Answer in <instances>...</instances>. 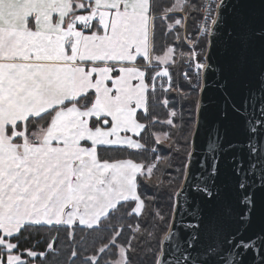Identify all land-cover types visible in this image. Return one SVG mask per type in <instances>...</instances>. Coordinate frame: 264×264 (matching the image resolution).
I'll return each instance as SVG.
<instances>
[{"label": "snow or ice", "instance_id": "obj_1", "mask_svg": "<svg viewBox=\"0 0 264 264\" xmlns=\"http://www.w3.org/2000/svg\"><path fill=\"white\" fill-rule=\"evenodd\" d=\"M193 12L203 17L198 36H176L193 45L180 54L188 67L194 63L197 78L193 84L182 73L190 88L184 92L170 71L176 48L159 45L157 28L170 19L168 30L184 27ZM214 45L237 77L254 73L255 85L233 97L228 76L219 74L224 102L195 192L185 200L194 222L183 232L169 225L164 240L175 238L171 264H264V228L245 238L254 218L264 222V0H0V264L56 256L58 234L44 251L22 248L21 240L25 232L58 226L66 229L69 261L132 264V239L120 238L126 228L142 229L124 221L157 202L156 194L147 195L153 189L166 190L175 223L186 192L175 181L190 177L206 111L207 84L199 81ZM156 106L166 110L165 120L153 114ZM230 112L240 119L243 141L225 143ZM157 124L170 131L151 132ZM147 137L156 145L167 141L174 157L155 155L160 149L150 148ZM127 149L151 152L153 159L104 155ZM230 152L231 177L221 180L220 160ZM175 157H183L174 169L180 175L167 184L153 179L157 161L171 170ZM154 215L166 219L158 209ZM78 228L96 233L91 252L87 233L76 238ZM152 251L153 264H165L163 253Z\"/></svg>", "mask_w": 264, "mask_h": 264}, {"label": "trees", "instance_id": "obj_2", "mask_svg": "<svg viewBox=\"0 0 264 264\" xmlns=\"http://www.w3.org/2000/svg\"><path fill=\"white\" fill-rule=\"evenodd\" d=\"M191 2H195L197 4H201L202 0H191ZM177 18V16H176ZM199 15L195 12L189 14V18L187 19L188 22V30L189 32L196 33V25L198 21ZM172 20H168L164 22L163 27H161L158 24L157 32L160 36L159 45L165 46L170 45L174 46L177 51H181V53H187V47L184 44V42L180 39L177 40L176 36L177 34H181L182 29L180 26H176L175 30H168L166 25L167 23H171ZM163 34V35H161ZM203 46V45H202ZM156 54H162L158 51ZM176 56V65L171 66L173 73V79L175 84H178L184 92H189V84L185 82L182 76L183 68H184V62L185 60L177 59ZM159 94V90H158ZM195 95V93L193 94ZM163 96L161 95V99ZM178 99V98H177ZM191 105L184 104V108H188ZM177 109L179 110L180 104L178 103L176 105ZM153 114L158 117L159 120L163 121L167 118L166 116V110L163 109L161 106H156L153 110ZM185 115H187V112H185ZM170 131L169 126L165 124H157L151 128V132L153 133H162V132H168ZM149 147H156L160 149L155 155H159L160 157H174V153H171L166 150V145H156L152 142L151 137H147ZM104 155L107 158H132L136 160L137 162L144 160L146 163L152 161L153 159V153L151 152H142L139 150L134 149H127V150H112L110 152L104 153ZM181 159L183 157H175V163L172 165V169H166L164 167L163 161H157L158 169L155 172L154 178L159 177L161 180L164 181L165 184H167L168 179L170 177H177L180 174L177 173L174 169L177 167H181ZM183 182V179H178L175 181V187L177 189L180 188L181 184ZM160 192H163L165 194H159L154 189L149 190L147 192V195L152 196L156 194L157 202L155 203H148L147 207L145 209V215L137 218V217H130L126 218L124 221L127 224H132L133 227L136 223L141 224V233H133L130 229H125L122 237L120 238V242H126L128 239H132V246L136 249L135 253H130L129 257L132 262V264H153L154 255L153 251L155 250L156 254L160 253L161 250V241L166 232L169 229V225L171 223V217L173 215V208L172 204L168 199V196L166 194L165 189H161ZM159 210L161 215L165 216V221H160L159 218L155 217L154 212L155 210ZM86 235L87 245L90 248L98 246V242L96 245H92L93 237L96 235L95 232H87V230L81 231L79 228L76 231V238L79 239L82 235ZM148 233H151V236L148 235ZM59 235V239L57 241L56 247L60 249L59 253L56 256H53L52 254L48 255L47 260L42 257L36 258V264H81V261L79 258H77L75 261H69V251H68V241L66 239V229L64 226H58L53 228L48 227H42L39 229H33L31 235H29L28 232L24 233V237L21 240V247H33L34 250L37 251H44L46 249V244L49 240L52 239L53 236ZM133 236L135 238H133ZM37 241H39L37 245ZM114 251V250H113ZM90 254V253H89Z\"/></svg>", "mask_w": 264, "mask_h": 264}, {"label": "water", "instance_id": "obj_3", "mask_svg": "<svg viewBox=\"0 0 264 264\" xmlns=\"http://www.w3.org/2000/svg\"><path fill=\"white\" fill-rule=\"evenodd\" d=\"M235 0H229V3H234ZM210 68L207 74H202V85L207 84V89L204 93V98L206 101V111L201 114V124L199 129V134L196 137L195 152L190 168V177L187 182L183 180L181 186L186 189L178 198L179 211L176 213V221L173 223L171 221L172 230L183 232L186 229L184 225L188 223H193L190 219L189 214L193 209L187 207L185 202L186 198L188 202H191V195L189 193L195 192V182L199 175L202 166L206 163V144L208 134L211 131L214 123L219 119V113L222 103L224 102V96L218 89L217 81L220 78L219 74L223 72L224 75L229 78V87L227 91L233 96L238 97V95L243 91L245 84L255 85V74L249 73L244 77H237L233 71L229 69V57L224 54L221 49L214 45L211 57L208 61ZM224 126L227 128V135L225 143L243 141L245 136L242 131L241 123L239 117L234 113L230 112L228 120L223 122ZM257 146L259 147V141H257ZM234 153H228L220 160V170H221V180L228 179L231 177V165L229 164V157ZM180 186V187H181ZM264 228V222H261L258 218H254L253 224L249 229L248 233L245 234V238L251 236L253 233ZM231 230V229H229ZM169 232V229L166 233ZM165 236V235H164ZM175 243V238L172 241H165L164 237L161 241V251L163 253L162 259L165 264H171L176 257V252L173 249ZM248 260V257H245Z\"/></svg>", "mask_w": 264, "mask_h": 264}, {"label": "rangeland", "instance_id": "obj_4", "mask_svg": "<svg viewBox=\"0 0 264 264\" xmlns=\"http://www.w3.org/2000/svg\"><path fill=\"white\" fill-rule=\"evenodd\" d=\"M202 2H203V0H202ZM184 14L183 13H178L177 14V18H180L181 16H183ZM199 17H200V15H199ZM198 20H199V18H198ZM198 22V21H197ZM181 29H182V31H181V34H180V36L183 38V37H185V35L187 34V35H189V34H191L192 35V37H193V39H195L197 36H198V33H197V30H196V33L194 34V33H192V32H189V30H188V22L186 21V24H185V26L184 27H180ZM197 29V28H196ZM183 42H184V44L186 45V47H187V53L188 52H190V51H192L191 50V44H190V46H189V44L187 43V41H185L186 39H181ZM193 46V45H192ZM202 48H203V46L201 45L200 47H196L195 49H197V51L198 52H200L201 50H202ZM178 53V58L177 59H180V54H181V51H177V49H176V54ZM198 59H202L201 57H198ZM186 61V60H185ZM184 79V78H183ZM185 80V79H184ZM185 82H187L188 84H189V81L188 80H185ZM191 82L193 83V84H195V83H197V78H193V79H191ZM200 84L202 85V79H200ZM167 141H165V145H167ZM154 178V177H153ZM172 221V220H171ZM171 224V223H170ZM161 251V250H160Z\"/></svg>", "mask_w": 264, "mask_h": 264}, {"label": "built area", "instance_id": "obj_5", "mask_svg": "<svg viewBox=\"0 0 264 264\" xmlns=\"http://www.w3.org/2000/svg\"><path fill=\"white\" fill-rule=\"evenodd\" d=\"M203 2H206V0H203ZM203 19V17H202V15H200V17H199V20H198V22H197V25H196V28L198 29V26H199V23H200V21ZM197 33H198V31H197ZM185 37H191V38H193L192 37V35L191 34H189V35H185ZM185 41H187V43L189 44V46H190V43L188 42V40H185ZM191 47V50H193V46L191 45L190 46ZM196 51H197V49H195ZM188 61H185L184 62V68H183V72H188V75H189V77L191 78V79H195L196 78V70H195V67H194V63H192V67H188ZM170 71L172 72V69L170 68ZM182 72V73H183ZM173 74V73H172ZM202 74L203 73H201V77H200V79H202ZM183 76V75H182ZM184 78V77H183ZM158 90H159V88H158Z\"/></svg>", "mask_w": 264, "mask_h": 264}, {"label": "crops", "instance_id": "obj_6", "mask_svg": "<svg viewBox=\"0 0 264 264\" xmlns=\"http://www.w3.org/2000/svg\"><path fill=\"white\" fill-rule=\"evenodd\" d=\"M176 56H177V54H176Z\"/></svg>", "mask_w": 264, "mask_h": 264}]
</instances>
